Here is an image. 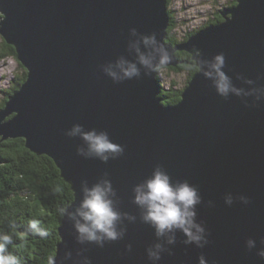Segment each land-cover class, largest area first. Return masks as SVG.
I'll use <instances>...</instances> for the list:
<instances>
[{"label":"water","instance_id":"water-1","mask_svg":"<svg viewBox=\"0 0 264 264\" xmlns=\"http://www.w3.org/2000/svg\"><path fill=\"white\" fill-rule=\"evenodd\" d=\"M167 2L0 0V37L26 70L24 83L0 110V137L21 138L30 152L48 156L73 193L58 228L54 264H84L85 258L90 264H150L145 249L163 238L158 241L141 221L142 209L132 200L134 187L158 166L172 183L197 189L196 222L209 240L202 249L185 246L177 230L176 244L166 245L172 255L163 254L159 264H198L202 254L207 264H264L256 255L264 247V103L245 107L250 97H219L203 75L206 64L174 105L162 104L158 72L145 75L141 68L139 78L114 84L101 70L121 56L135 59L127 48L135 39L129 29L135 28L156 34L172 57L168 68L185 63L176 52L209 62L223 53V71L236 87L264 86V0H237L221 12L223 21L174 47L165 42ZM74 124L107 132L124 154L107 163L78 156L76 148L85 145L64 134ZM102 179L112 182L116 209L135 220L122 218L118 228L125 230L124 237L97 248L77 242L68 214L80 206L82 182L91 187ZM229 194L231 206L224 203ZM239 196L249 204L240 203ZM249 238L257 241L251 251L245 248ZM66 253L71 254L67 259Z\"/></svg>","mask_w":264,"mask_h":264},{"label":"clouds","instance_id":"clouds-1","mask_svg":"<svg viewBox=\"0 0 264 264\" xmlns=\"http://www.w3.org/2000/svg\"><path fill=\"white\" fill-rule=\"evenodd\" d=\"M4 14L0 12V21ZM129 35L135 39L131 40L127 48L135 57L129 60L123 56L117 58L113 63L102 66L103 73L109 77L114 84L139 78L141 68L146 69L145 75L157 72L165 68L172 57L168 49L157 40L155 33L139 34L135 28L129 29ZM195 57L201 53L194 49ZM206 64L208 70L203 72L206 78L213 82L216 94L227 99L230 95L237 97H250L252 103H245V107H253L264 103V86L253 87L248 91L236 87L231 78L223 71L225 57L223 53L215 55L211 62L192 59L185 66V70L198 73L202 70L201 65ZM253 84V81H247ZM68 138L79 137L85 147H77L76 154L85 158H95L102 163L110 159L115 160L124 154V147L113 142L107 132L96 131L95 129L85 131L79 124L64 133ZM83 199L75 214L69 213L68 218L74 222L77 242L80 244H94L97 248H103L106 243L121 240L125 235L123 228H118L122 218L133 222L135 217L120 213L114 206L113 197L116 192L112 182L102 179L91 187L82 182ZM56 192L61 189L57 187ZM242 204H249L245 196L236 198ZM132 202L142 209L141 221L148 224L153 230L157 240L163 238V243L157 242L145 249L147 260L150 264H159L162 255H172L171 247L176 244L175 232L178 230L183 236V244L194 245L197 248H204L209 244L205 228L196 222L195 208L200 204L201 199L197 189L187 182L172 183L169 175L159 166L152 172L150 178L138 184L133 189ZM233 197L229 194L225 197L224 203L228 206L233 204ZM65 209H60L64 215ZM78 217V219H77ZM31 233L41 238L48 235L45 228L38 220L28 221ZM13 243L12 236L7 233H0V264H21V258L8 250ZM264 245V241H260ZM257 247V241L247 239L245 248L248 251ZM126 251H131V245L126 246ZM71 254L66 253L67 259ZM256 255L264 259V247L256 252ZM48 264H54V258H49ZM84 264H90L85 258ZM198 264H207L204 255L198 257Z\"/></svg>","mask_w":264,"mask_h":264},{"label":"trees","instance_id":"trees-1","mask_svg":"<svg viewBox=\"0 0 264 264\" xmlns=\"http://www.w3.org/2000/svg\"><path fill=\"white\" fill-rule=\"evenodd\" d=\"M170 0L167 2V6ZM236 5L231 0L230 7L219 11L215 18L202 25L200 29L223 21L221 12ZM168 8V7H167ZM172 20L166 30V43L171 46L185 42L198 30L190 31L182 41H177L171 35ZM5 43V42H4ZM6 53L15 57L13 47L7 45ZM178 60L185 62L175 68L174 72L185 70L191 62V56L186 52H176ZM24 69V68H23ZM188 72V71H187ZM195 73L188 72L182 88H176L172 82L169 89L160 84L159 97L163 105H174L180 101L181 93ZM26 79V70L15 81L5 98L0 102V110L4 108L8 97L21 86ZM59 187L60 192L55 189ZM73 201L70 186L61 178L60 171L54 162L46 155H36L25 148L21 138L2 140L0 137V233L12 236L13 243L8 250L21 258V264H48L49 258L55 256L56 244L59 241L58 228L63 215L60 209H66ZM38 220L45 228L46 237L35 236L28 227V221Z\"/></svg>","mask_w":264,"mask_h":264},{"label":"rangeland","instance_id":"rangeland-1","mask_svg":"<svg viewBox=\"0 0 264 264\" xmlns=\"http://www.w3.org/2000/svg\"><path fill=\"white\" fill-rule=\"evenodd\" d=\"M230 3L231 0H170L168 14L169 20L170 17L172 20V37L179 42L182 41L187 33L199 31L200 27L215 18L219 11L230 7ZM6 50L4 40L0 37V102L5 98L4 93L9 91L24 70L17 59L9 56ZM169 68L165 67L157 71L160 83L166 89H169L172 82L176 88H182L188 72L186 70L174 72Z\"/></svg>","mask_w":264,"mask_h":264},{"label":"bare ground","instance_id":"bare-ground-1","mask_svg":"<svg viewBox=\"0 0 264 264\" xmlns=\"http://www.w3.org/2000/svg\"><path fill=\"white\" fill-rule=\"evenodd\" d=\"M237 1V0H236ZM226 10H228V9H226ZM226 10H224V11H226ZM227 17H230L229 15L227 16ZM207 27V26H206ZM205 28V27H204ZM203 29V28H202ZM167 30V29H166ZM201 30V29H200ZM194 35V34H193ZM192 36V35H191ZM184 43V42H183Z\"/></svg>","mask_w":264,"mask_h":264},{"label":"flooded vegetation","instance_id":"flooded-vegetation-1","mask_svg":"<svg viewBox=\"0 0 264 264\" xmlns=\"http://www.w3.org/2000/svg\"><path fill=\"white\" fill-rule=\"evenodd\" d=\"M5 94V93H4Z\"/></svg>","mask_w":264,"mask_h":264}]
</instances>
